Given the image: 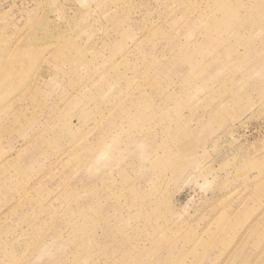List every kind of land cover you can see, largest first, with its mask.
<instances>
[{"label": "rangeland", "instance_id": "374dc122", "mask_svg": "<svg viewBox=\"0 0 264 264\" xmlns=\"http://www.w3.org/2000/svg\"><path fill=\"white\" fill-rule=\"evenodd\" d=\"M0 264H264V0H0Z\"/></svg>", "mask_w": 264, "mask_h": 264}]
</instances>
